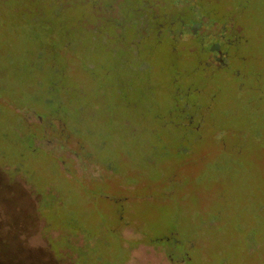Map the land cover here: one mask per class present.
I'll list each match as a JSON object with an SVG mask.
<instances>
[{"label": "rangeland", "instance_id": "1", "mask_svg": "<svg viewBox=\"0 0 264 264\" xmlns=\"http://www.w3.org/2000/svg\"><path fill=\"white\" fill-rule=\"evenodd\" d=\"M110 1L0 0V98L39 77L20 93L55 100L58 140L46 150L35 126L15 132L0 103V264H123L127 228L164 241L173 263L191 251L187 264H264V0H117L108 15ZM198 20L204 30L186 40ZM157 25L180 59L161 42L148 47ZM215 41L225 68L208 62ZM66 52L93 68H69ZM85 75L92 83H68ZM73 144L85 173L60 155ZM84 164L135 187L107 188ZM117 211L129 217L114 225ZM245 238L253 250L237 256Z\"/></svg>", "mask_w": 264, "mask_h": 264}, {"label": "flooded vegetation", "instance_id": "2", "mask_svg": "<svg viewBox=\"0 0 264 264\" xmlns=\"http://www.w3.org/2000/svg\"><path fill=\"white\" fill-rule=\"evenodd\" d=\"M130 1V0H129ZM144 1V0H143ZM111 6L107 9H105V13L110 15V14H116L117 10V4L120 2H115V0H111ZM171 3L173 5H176L175 3L172 2ZM116 5V7H115ZM127 6H129V3H127ZM160 19V17H153V20L156 22ZM138 24H136V33L137 35H139L136 38L137 40L135 41H141L142 38H144V36H142L145 33V28L147 27V22H148V18H147V14L144 13L142 14L139 18H138ZM204 25H205V21H198V22H193L191 25L189 24L188 30L190 31L191 35H187L186 40H189L190 38H193L194 34H198L201 33L204 30ZM157 29V30H156ZM155 31H154V37L156 38V40L152 43L148 44V47H158L159 42L162 43V46H166L167 51V55L173 56L174 60L175 58H181L180 56L176 55V46L173 45V43L170 44H164L163 43V39L161 38L162 36V29H161V25H157ZM253 30V28H252ZM251 30V33H252ZM114 33L118 34V31H113ZM94 34V33H93ZM179 36V34H178ZM198 36V35H195ZM170 38H172V40L175 38L174 35L170 34L169 36ZM90 40L96 39V34L89 36L88 37ZM135 38V39H136ZM141 38V39H140ZM219 39H220V35H219ZM256 40L260 41L259 38L256 36ZM208 52H209V60L208 62H213L216 63L214 64L216 69H221V68H225L227 66V59L225 58V54L223 52V50H221V48L218 45V42H210L209 44V48H208ZM215 58V59H214ZM63 59L64 62L66 64H68L69 68L73 67L75 69H81L82 68V64L85 65L87 68H90L92 66V63H90V61L86 58V57H77V56H72L71 53L69 55L68 52H66L63 55ZM205 64H207L206 62H203ZM144 69V67H139V70ZM68 77V76H67ZM42 79V77H41ZM85 80V81H84ZM92 83V79L85 75L83 77V79H70L68 77V83H70L73 86H85L86 83ZM15 85V90L17 87L20 86V90L19 91H10L8 93H4L1 98H0V103H3L5 106L4 112H3V118L6 121L5 123L7 124H13L14 126V130L15 132H22V131H26V129H28V126L32 125L36 127V131H38L39 133H41V140H38V143L40 145H43V147L46 150H50V146L53 145V143H57L58 140L55 139L57 137V135H53L54 130L50 129V127L48 126V123L53 120L54 118H52V113L50 112L49 107L52 105L53 101H55L54 99H52L50 96L45 95L44 97L40 95V98L34 99L33 98V102L32 100H28L25 98V95H23L22 93H20L21 89L24 88V86L26 87V85H28V87H30L31 89H36L38 88L39 85L42 84V81L39 79V77H34V78H26V80L21 79L20 81H17V83H13ZM14 87V86H13ZM47 92V91H46ZM26 102V103H30L31 105H33V109L35 111H33L32 108H27L25 107L26 103L24 105H22L21 107H23V109L18 106V102ZM91 106L93 104H90ZM34 106L36 108H34ZM56 106V111H60L62 108L61 104H55ZM25 109V110H24ZM38 112H42V113H47V116L45 118H40L38 115ZM49 113V114H48ZM54 121L56 122V120L54 119ZM62 129H64V125L62 124V122H58L57 123V131L56 134H58L57 132L62 131ZM75 142V140H70ZM73 148H74V144L73 145H67V148H64V150H62L60 152L61 157L65 158L66 160H71L72 164H74V169L77 171H79L80 173H85V170L82 169L79 165H77L79 163L78 161V157L77 155L73 152ZM85 164H91L89 162H85ZM85 167H89V169L87 170V173L90 172L91 176L96 177H100V175L102 174H109L106 173L105 171H103L102 168L98 169V168H94L92 167V165L88 166L85 165ZM61 166V164H59V167ZM104 169H107V166L104 167ZM20 178V177H19ZM21 179V178H20ZM97 181H100L102 184L106 185L107 188L111 187L115 190H130L132 188L135 187L134 185H122L119 182L116 181H112V178H107L106 180H99L98 178H96ZM11 183V182H10ZM150 184L145 182L143 184V186H149ZM118 215H116V220L114 221V225L115 224H119L122 223L124 221L125 218L129 217L128 215H126L123 212H119L117 211ZM115 214V213H113ZM132 218V217H130ZM49 219L50 221L55 220L56 216H52L49 215ZM128 234H132L133 235V239L129 240L125 235ZM255 239H256V244L260 245L263 244L264 246V236L261 235L258 231L255 233ZM122 241H123V245L125 247V249L127 250V253L129 255L128 259L124 260L123 264H131L130 260L133 256V252L137 251L138 249L142 250V257L138 259V264H187L188 262L192 261V257H191V251L184 253L182 258L184 259V261L182 262H177V263H173L170 262V258L169 256L165 254V252L163 251L162 247L157 246L156 244L158 243H163V242H158L156 244H152L149 240V236L147 233L143 232V231H137L135 232L133 229L131 228H127L122 232ZM171 234H168L167 237L162 238L165 241H168L170 238ZM244 240L245 243L247 242V239L245 238ZM136 241H138L139 243H137L136 247H132L130 246V244L136 243ZM259 241V242H257ZM255 244V245H256ZM255 245H253L252 247H254ZM239 247V246H237ZM239 253L236 254L237 256H240V254H245V257L247 255V253H249L251 250H253V248H250L251 246H248L247 243L246 244H242L240 245ZM189 250H191L192 248H188ZM257 249V248H256ZM160 254H165L166 258L163 257L166 261L163 260V258H160ZM137 264V263H136Z\"/></svg>", "mask_w": 264, "mask_h": 264}, {"label": "trees", "instance_id": "3", "mask_svg": "<svg viewBox=\"0 0 264 264\" xmlns=\"http://www.w3.org/2000/svg\"><path fill=\"white\" fill-rule=\"evenodd\" d=\"M173 2V1H172ZM174 3V2H173ZM175 4H177V3H175ZM192 9H195V7H193ZM199 21V20H198ZM198 21H196V22H198ZM193 22H195V21H193Z\"/></svg>", "mask_w": 264, "mask_h": 264}]
</instances>
